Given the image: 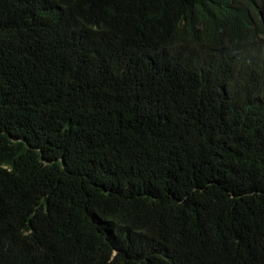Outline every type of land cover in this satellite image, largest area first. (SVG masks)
<instances>
[{"label":"trees","instance_id":"1","mask_svg":"<svg viewBox=\"0 0 264 264\" xmlns=\"http://www.w3.org/2000/svg\"><path fill=\"white\" fill-rule=\"evenodd\" d=\"M0 264H264L262 0H0Z\"/></svg>","mask_w":264,"mask_h":264},{"label":"rangeland","instance_id":"2","mask_svg":"<svg viewBox=\"0 0 264 264\" xmlns=\"http://www.w3.org/2000/svg\"><path fill=\"white\" fill-rule=\"evenodd\" d=\"M263 4H264V0H262Z\"/></svg>","mask_w":264,"mask_h":264}]
</instances>
